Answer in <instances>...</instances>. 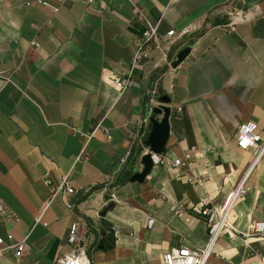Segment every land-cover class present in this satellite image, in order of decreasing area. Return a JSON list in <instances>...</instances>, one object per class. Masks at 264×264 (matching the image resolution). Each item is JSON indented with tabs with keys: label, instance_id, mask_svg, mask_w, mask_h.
I'll return each instance as SVG.
<instances>
[{
	"label": "crops",
	"instance_id": "obj_1",
	"mask_svg": "<svg viewBox=\"0 0 264 264\" xmlns=\"http://www.w3.org/2000/svg\"><path fill=\"white\" fill-rule=\"evenodd\" d=\"M244 7L243 0H0V203L19 218L0 222V264H55L72 252L67 236L78 221L90 264H162L171 249L206 243L202 221L186 223L169 207L221 202L253 159L236 145L238 126L254 122L264 138V0ZM239 11L250 19L231 27ZM140 15L160 35L181 36L169 59L190 48L174 71H157L170 109L165 155L184 166H153L142 182H121L141 168L135 137L154 77L135 73L121 95L111 79L133 59ZM64 179L75 197L54 193ZM246 188L230 218L239 236L221 235L207 264H264V242L240 236L264 221V154ZM22 240L16 260L11 246Z\"/></svg>",
	"mask_w": 264,
	"mask_h": 264
},
{
	"label": "built area",
	"instance_id": "obj_2",
	"mask_svg": "<svg viewBox=\"0 0 264 264\" xmlns=\"http://www.w3.org/2000/svg\"><path fill=\"white\" fill-rule=\"evenodd\" d=\"M92 4L94 0H79ZM103 1V0H100ZM126 1V0H122ZM43 5V3H41ZM101 8L103 5L101 4ZM141 21L144 23V30L142 32L141 38L135 44L134 56L131 63L128 65L126 72L121 73L119 77H114L111 79V83L114 88L118 91L119 95L123 94L131 85L132 78L135 73H140L141 77L150 81L151 77H154L150 81V86L145 91L144 95L146 98V115L143 120L145 127L138 132L135 140L142 143L140 145V150L138 154L139 168L142 169L140 164V159L143 155L148 154L152 166H164L169 165L174 168H179L184 166V163L179 158L170 159L166 155H157L144 145L143 139L147 137L145 133V128L149 125V118L153 116V109L163 106L161 99L164 95L160 91V81L161 74L157 71L162 67H167L170 71H174L175 68L172 67V63L175 61V56L172 59L168 58L169 52L172 46L181 39V36L175 34L173 30L168 31L164 35L158 33L157 26L150 25L143 17L140 15ZM250 19V14L245 11H239L231 19L229 25L231 27L235 26V23L245 22ZM33 46L37 47L36 44ZM159 53L160 59L155 60L154 53ZM122 66V65H121ZM124 66V65H123ZM264 112V107H263ZM159 116H155L157 118ZM90 138V135L87 137ZM147 139V138H146ZM236 145L241 150H250L253 153V159L238 181L233 189L223 196L221 202L214 201H202L198 206L189 209L184 204L181 203H171L169 211L180 218L186 223H192L194 221H202L206 228L208 238L203 246H186L181 245L177 248L171 249L162 256V264H207L208 259L213 253L214 247L218 239L227 231H232L233 237H238L239 235L233 230L230 223V218L232 215V210L236 202L245 196L247 192L246 182L247 179L257 165L262 155L264 154V138L261 137L258 132L256 123L254 122H244L241 123L235 135ZM45 184H49L48 179H44ZM60 192L63 197H75L77 191L72 189L67 185L64 179L58 189L54 192ZM76 199V198H75ZM74 199V200H75ZM76 201V200H75ZM65 206L68 210L74 209V204L70 201L65 202ZM42 214H38L35 218V224L40 223ZM18 216L11 211L6 205L0 203V222L3 224H15L18 221ZM154 219H149L147 226L151 227L153 225ZM81 224L80 222H75L71 224L69 228V233L67 236V243L72 247V252L67 255H61L56 259L55 264H90L85 250L79 245L78 231ZM241 239L246 241L248 238H257L264 242V221L254 222L249 231L243 235L241 234ZM6 240L11 242L13 240L12 235L8 234ZM4 245V240L0 237V251L5 250L2 248ZM25 240L19 241L11 246L13 251V256L18 260L24 250Z\"/></svg>",
	"mask_w": 264,
	"mask_h": 264
},
{
	"label": "water",
	"instance_id": "obj_3",
	"mask_svg": "<svg viewBox=\"0 0 264 264\" xmlns=\"http://www.w3.org/2000/svg\"><path fill=\"white\" fill-rule=\"evenodd\" d=\"M245 7L244 9H248L256 5L258 0H243ZM190 48L186 47L179 51L175 56V61L172 63V67L176 68L179 66L184 59L189 55ZM164 98L161 99V102L164 103ZM167 101V100H165ZM153 116L149 118V127L150 132L147 136L144 145L149 149V151L157 154V155H165L166 153V142L169 136V117H170V109L168 107L160 106L159 108H155L152 111ZM155 116H159L161 119L158 120ZM140 164L142 165V169L139 171L138 167L132 169V172L129 170L124 172L121 182H125L129 180L130 182H142L145 177H147L152 169V164L148 154H145L140 159ZM132 174V175H131ZM113 205H110L108 209H111Z\"/></svg>",
	"mask_w": 264,
	"mask_h": 264
},
{
	"label": "trees",
	"instance_id": "obj_4",
	"mask_svg": "<svg viewBox=\"0 0 264 264\" xmlns=\"http://www.w3.org/2000/svg\"><path fill=\"white\" fill-rule=\"evenodd\" d=\"M111 245H112L111 235H108L107 237L103 239V242L100 244V248L103 250H106L110 248Z\"/></svg>",
	"mask_w": 264,
	"mask_h": 264
}]
</instances>
